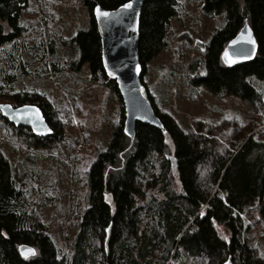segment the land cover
Wrapping results in <instances>:
<instances>
[{
  "label": "trees",
  "instance_id": "1",
  "mask_svg": "<svg viewBox=\"0 0 264 264\" xmlns=\"http://www.w3.org/2000/svg\"><path fill=\"white\" fill-rule=\"evenodd\" d=\"M79 1L88 26L63 38L51 29L42 0L38 4L45 21L36 26L23 23L35 0H0V103L35 104L52 128L50 135L38 137L0 113V136L24 134L29 147H49L64 139L65 122L53 100L35 88L17 86L34 58L43 71L56 74L67 67L78 71L86 63L89 81L115 91L119 101L109 143L97 144L98 154L84 172L88 202L76 213L78 228L67 255L36 216L23 174L0 149V264H181L183 255L203 256L205 264H264L243 216L264 198V89L255 83L264 84V0H199L204 13L221 16L223 23L212 31L204 58L190 63L191 83L215 96L238 97L254 111L247 123L199 120L189 129L159 110L143 79L147 64L169 47L180 0H145L138 44L141 78L163 129L138 123L133 141L124 133L117 84L103 68L93 16L96 5L115 9L129 0ZM245 23L254 32L256 54L249 62L228 66L222 52ZM44 27L47 41L40 37ZM85 143L80 151L91 144ZM217 224L225 226L228 239ZM20 244L33 246L36 254L22 256Z\"/></svg>",
  "mask_w": 264,
  "mask_h": 264
},
{
  "label": "rangeland",
  "instance_id": "2",
  "mask_svg": "<svg viewBox=\"0 0 264 264\" xmlns=\"http://www.w3.org/2000/svg\"><path fill=\"white\" fill-rule=\"evenodd\" d=\"M42 1L48 9L51 29L59 31L63 38H71L79 27L88 26V13L79 0ZM35 2L24 14L26 26H36L38 22L43 25L45 21L38 0ZM179 8L180 16L172 19L169 29V47L147 64L143 75L157 107L186 129L199 120L218 123L231 117L243 123L252 121L254 110L249 103L235 96H215L191 83L190 63L204 58L211 33L221 26L223 18L204 13L199 0H180ZM48 36L44 27L40 37L47 41ZM34 59L17 86L35 88L53 100L65 122L64 139L49 147H29L24 134H11L0 136V149L23 174L36 216L48 225L60 253L67 255L78 228L76 213L82 212L88 202L84 172L98 154L97 144L109 143L119 101L115 91L89 81L86 63L78 71L67 67L56 74L43 71ZM255 83L264 89L263 82ZM85 140V144H91L80 151ZM243 216L250 225L249 240L255 241L264 254V198ZM216 228L228 239L229 232L223 224ZM182 260L181 264H205L203 256L183 255Z\"/></svg>",
  "mask_w": 264,
  "mask_h": 264
},
{
  "label": "water",
  "instance_id": "3",
  "mask_svg": "<svg viewBox=\"0 0 264 264\" xmlns=\"http://www.w3.org/2000/svg\"><path fill=\"white\" fill-rule=\"evenodd\" d=\"M131 2V8L123 5ZM145 0H129L115 9L96 5L93 16L101 39L102 64L107 77L117 84L124 105V133L133 141L138 123H146L163 129L149 93L142 83V65L139 58L140 20ZM108 12V17L98 14ZM257 51V41L248 23L225 46L222 60L228 66L251 61ZM0 113L16 127H27L35 136L46 137L52 128L43 111L35 104L14 106L0 103ZM22 256L36 254V249L28 244H20ZM34 250V254L32 251Z\"/></svg>",
  "mask_w": 264,
  "mask_h": 264
},
{
  "label": "snow or ice",
  "instance_id": "4",
  "mask_svg": "<svg viewBox=\"0 0 264 264\" xmlns=\"http://www.w3.org/2000/svg\"><path fill=\"white\" fill-rule=\"evenodd\" d=\"M123 7L124 8H131L132 7V4H131V2H129V3L125 4V5H123ZM97 12H98L99 15H101L103 17H108L109 16V13L108 12H106V11L102 12V11H100L99 8H97ZM228 118L230 119L231 117H228ZM224 239L226 240L227 237H224ZM30 251H32L33 254H34V250H30Z\"/></svg>",
  "mask_w": 264,
  "mask_h": 264
}]
</instances>
